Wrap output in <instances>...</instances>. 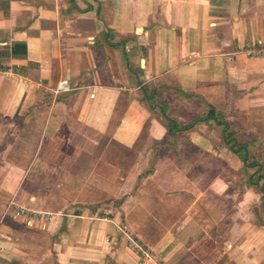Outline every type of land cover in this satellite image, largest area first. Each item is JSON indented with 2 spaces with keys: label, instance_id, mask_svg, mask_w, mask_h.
<instances>
[{
  "label": "crops",
  "instance_id": "obj_1",
  "mask_svg": "<svg viewBox=\"0 0 264 264\" xmlns=\"http://www.w3.org/2000/svg\"><path fill=\"white\" fill-rule=\"evenodd\" d=\"M257 43H264V0H0V120H44L43 138L89 129L124 141L121 97L154 83L193 96L183 104L192 114L202 101V111L210 106L227 123L239 121L247 137L264 140V58L243 52ZM129 131L126 144L141 126ZM173 198L153 176L113 218H53L41 261L30 264H142L121 231L124 221L166 264H189L187 252L199 249L193 236L209 235L215 217L202 220L189 209L175 217ZM17 241L33 252V244Z\"/></svg>",
  "mask_w": 264,
  "mask_h": 264
},
{
  "label": "rangeland",
  "instance_id": "obj_2",
  "mask_svg": "<svg viewBox=\"0 0 264 264\" xmlns=\"http://www.w3.org/2000/svg\"><path fill=\"white\" fill-rule=\"evenodd\" d=\"M140 77L136 75L142 87ZM145 86L133 97H121L119 116L128 122L118 125L120 133H127L124 141L89 129L84 136L66 131L43 138L44 120H0V264H30L31 259L39 263L47 223L53 218H113L142 181L153 176L174 196L168 205L174 202L175 217L188 209L201 212L202 220L208 214L215 217L214 222L208 218L209 225L215 223L209 235L193 236L199 249L187 252L189 264H264V140L239 131V121L229 124L223 135L224 128L215 123L226 122L221 112L215 122L200 123L210 106L202 111L199 101V114H192L183 104L193 96L168 85L163 90L154 83ZM132 98L135 104L128 108ZM140 101L150 107L137 104ZM170 119L183 131L170 133ZM136 124L140 134L126 144L129 127ZM233 145L240 154L231 150ZM182 197L184 203L177 206ZM124 224L128 247L136 240L166 264L161 253L133 237ZM17 238L33 244V252L21 251Z\"/></svg>",
  "mask_w": 264,
  "mask_h": 264
},
{
  "label": "built area",
  "instance_id": "obj_3",
  "mask_svg": "<svg viewBox=\"0 0 264 264\" xmlns=\"http://www.w3.org/2000/svg\"><path fill=\"white\" fill-rule=\"evenodd\" d=\"M243 52L250 58H264V43L249 44L245 47ZM68 89V86L63 84L62 90L65 91ZM121 231L124 234H127L125 232L126 230L123 231L121 229ZM130 242V249L140 256L142 264H147L146 261H154V264H163V260L158 256H154L146 246L141 245L139 242L133 239H131Z\"/></svg>",
  "mask_w": 264,
  "mask_h": 264
},
{
  "label": "trees",
  "instance_id": "obj_4",
  "mask_svg": "<svg viewBox=\"0 0 264 264\" xmlns=\"http://www.w3.org/2000/svg\"><path fill=\"white\" fill-rule=\"evenodd\" d=\"M18 46L19 45H16V47H15V51H14V54H17L18 52H17V48H18ZM20 50H22L23 51V54H25L26 55V53H27V49H26V46H24V45H20ZM215 114H216V112L214 111V110H211L210 111V113H209V115H208V117L207 118H205V119H203V120H200L199 122L200 123H202V122H209V121H211V120H214L215 121ZM164 115H165V113H164ZM218 126H220V127H223L224 128V132H223V135H226V131H227V129L230 127V125H229V123H227V122H221V123H219V122H215ZM170 124H171V126H170V133H172L173 131H176V130H178V131H180V130H182L183 131V129L182 128H178V122L177 121H175V120H173V119H170ZM195 126V124H192V125H190V126H188L187 128H185L184 130H190V129H192L193 127ZM224 140H225V136H224ZM231 150L233 151V152H235L236 154H240V150H235V148H234V145L233 146H231ZM258 179H262L261 178V176L258 178Z\"/></svg>",
  "mask_w": 264,
  "mask_h": 264
}]
</instances>
